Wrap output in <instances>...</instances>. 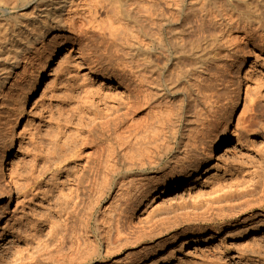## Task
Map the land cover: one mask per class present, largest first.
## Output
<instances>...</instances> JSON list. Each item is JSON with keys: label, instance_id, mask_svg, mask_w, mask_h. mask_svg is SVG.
Returning <instances> with one entry per match:
<instances>
[{"label": "rangeland", "instance_id": "1", "mask_svg": "<svg viewBox=\"0 0 264 264\" xmlns=\"http://www.w3.org/2000/svg\"><path fill=\"white\" fill-rule=\"evenodd\" d=\"M53 1L22 0L17 10L0 6V31L25 33L15 39L18 44H6L0 51V159L8 151L11 160V178L0 177V264L42 259L60 233L73 226L79 232L87 228V217L91 219L88 244L96 250L100 245L101 251L89 264H264L261 209L254 211L253 219L243 213L223 227L183 222L184 215L202 212L234 191L258 188L252 200L257 205L262 198L261 35L244 37L235 30L207 26L199 31V57L160 59L155 76L165 81L167 93L139 110L137 123L149 126L135 141L149 143L166 121L171 142H176L174 151L160 169L148 170L143 178L123 175L98 205L94 197L93 205L86 201L83 209L72 214L78 185L93 165L88 151L75 155L72 147L81 143L94 119L127 111L139 91L137 75L120 51L125 41L123 25H109L111 10L125 12L128 5L151 7V3ZM218 6L233 12L229 0H218ZM46 57L45 75L28 99ZM15 58L20 59L17 68ZM91 68L114 82L121 80L124 88L100 81ZM226 134L230 141L211 159L210 147ZM195 138L199 149L194 157L166 168L175 153L180 155L183 142ZM201 169L208 170L202 180L186 186ZM180 178L185 183L178 187L175 180ZM9 190L12 200L7 206ZM98 228L103 230L102 239ZM135 237H140L138 242Z\"/></svg>", "mask_w": 264, "mask_h": 264}, {"label": "bare ground", "instance_id": "2", "mask_svg": "<svg viewBox=\"0 0 264 264\" xmlns=\"http://www.w3.org/2000/svg\"><path fill=\"white\" fill-rule=\"evenodd\" d=\"M21 1L0 0V6L17 10L20 8ZM199 1V5H196L191 4V2L187 3L186 0H150L151 7L146 5L145 7L128 5L125 12H121L118 9L111 10L112 17L109 25L110 27L114 24L123 25L124 32L121 35L125 36V41L124 45L120 47V51L124 53L123 57L130 64L128 67L137 75L139 91L134 97L133 103L128 106L127 111L116 113L114 117L107 115L94 119L86 136L81 139V143L72 147L73 149L70 148L75 155H81L82 151H88L90 153L89 158H92L94 165L88 170V176H85L86 179L83 180L86 185L84 186V183L81 184V182L78 185V193H76L71 209L72 214H77L80 209H83L86 206V201L89 202V205L92 204L90 200L94 197L96 199L94 201L95 205H98L105 194L112 189L116 183L115 180L121 179L123 175L135 173L137 176H141L140 178H143L142 176L148 170L160 169L164 166L166 158L174 151L173 144L176 142H171L172 138L166 131L169 129L166 121L162 122V125L158 128L159 132L157 131L158 133L154 135V138L149 143L139 144L135 141L137 134L141 130L147 131L146 128L149 126V124H144L146 127L144 125L141 127L137 123V113L144 107L149 108L159 97L167 93L168 87L165 81L155 76L160 70L157 64L160 59L169 61L172 56L199 57L200 44L202 43V39H199V31L202 32V29L207 26L235 30L244 37L248 34L251 35V33L260 34L261 41H264V0H229L233 7L230 10L234 14L227 11V9L220 8L218 0ZM53 2V0H49V3ZM187 5L189 7L185 9ZM237 10H243L244 15H237ZM46 13L47 16L52 15L50 12ZM41 33L40 37L43 36L44 32L42 31ZM23 34L25 33L21 29L17 32L8 30V28L0 31V51L6 44H18L15 39L22 37ZM47 57L39 65L41 74L38 75L31 86L28 99L34 94L39 85V80L45 75L44 68ZM14 61L16 63L15 68H17L20 59L15 58ZM52 63L50 62V65ZM90 71L100 81L114 82L111 77L104 73H98L93 68ZM114 83L118 84L116 89L124 88L121 80H117ZM69 115L70 112L67 117ZM70 116L68 117L69 119ZM79 118L78 120L80 121L81 119ZM73 119H75V116L71 121ZM66 124L64 123L65 126ZM229 141L230 136L226 134L224 139L213 144L210 147L212 148L211 151H209L211 159ZM182 146L183 148L178 151V154L182 155V157L175 153L170 161L167 162L166 168L170 167V164H183L189 158L194 157V152L199 149L198 139H193V142H183ZM57 148L56 152L59 151ZM70 149L69 151H71ZM57 155L59 156V154ZM10 167L11 160L7 151L0 159V177H8L10 179ZM207 171L205 169L197 171L188 179L186 186L191 187L197 184L202 180V176L207 174ZM175 181L178 187L185 183L182 178ZM11 183H7L9 187ZM221 190L223 191V189ZM258 190V188H252V190L246 189L241 192L234 191L229 193L219 198L214 205H208L202 212L184 215L183 222L195 221L199 226L218 224L219 227H223L235 222L243 213L246 215L252 214L250 216L251 219L255 218L254 211L256 209H261L260 216L264 217V186L260 190L262 198L257 199V205L252 200L258 194ZM7 196L8 203L6 205L8 206L12 200L11 190L8 191ZM1 199L2 194L0 191ZM89 208L91 210L92 207L90 206ZM87 210L89 211L88 207ZM89 215L90 213H88ZM86 220L87 228L85 227L80 232L75 226L66 229V233L59 234L53 249L50 248L42 259L28 264H89L93 257L101 254V251L100 245L99 249L96 250L92 248V244H88L86 237L90 232L88 225L91 219L87 217ZM100 222L98 223L99 225H101ZM172 226L175 227L177 225H171L170 228ZM262 226L264 227V224ZM97 236L99 239L104 237L101 228H98ZM135 239L138 242L140 237H135Z\"/></svg>", "mask_w": 264, "mask_h": 264}]
</instances>
